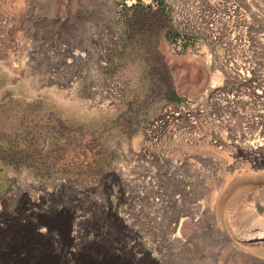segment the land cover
I'll list each match as a JSON object with an SVG mask.
<instances>
[{"label":"rangeland","instance_id":"1","mask_svg":"<svg viewBox=\"0 0 264 264\" xmlns=\"http://www.w3.org/2000/svg\"><path fill=\"white\" fill-rule=\"evenodd\" d=\"M162 5L0 0V207L20 198L0 224L27 196L82 199L109 249L264 264V0Z\"/></svg>","mask_w":264,"mask_h":264},{"label":"flooded vegetation","instance_id":"2","mask_svg":"<svg viewBox=\"0 0 264 264\" xmlns=\"http://www.w3.org/2000/svg\"><path fill=\"white\" fill-rule=\"evenodd\" d=\"M26 199L30 200L27 210L33 211L32 218L12 217L0 224V264L152 263L144 250H134V241L125 249L118 242L111 249L104 247L96 233L100 214L94 209L85 212L82 199L77 203H61L54 196L47 200L37 195ZM19 201L16 195L4 194L0 210L12 211ZM111 217L133 234L117 212L111 211Z\"/></svg>","mask_w":264,"mask_h":264},{"label":"bare ground","instance_id":"3","mask_svg":"<svg viewBox=\"0 0 264 264\" xmlns=\"http://www.w3.org/2000/svg\"><path fill=\"white\" fill-rule=\"evenodd\" d=\"M176 8V7H175ZM171 20L173 25L177 28L178 31H180L181 33L184 31H193L196 32L198 30H202L203 29V25H201V20L200 18H198V16H193L191 13L188 14L187 12L181 11L179 10H175L172 15H171ZM206 28V27H205ZM211 29V28H209ZM208 29V30H209ZM204 30V29H203ZM202 30V31H203ZM207 30V31H208ZM214 34V33H213ZM212 34V36H213ZM209 35V34H208ZM208 37V36H207ZM214 38V37H213ZM211 40V39H210ZM169 115L168 111L164 112V116L163 119H167ZM246 180V179H245ZM245 185V184H244ZM238 187V186H237ZM241 187H243L241 185ZM240 186L236 189H231L230 191V196H231V201L235 200L236 198H238L239 194L243 191V188H241ZM232 188V187H231ZM245 192V191H244ZM242 195V194H241ZM228 199V198H227ZM261 235H259L260 237ZM258 237V238H259ZM259 243V242H258Z\"/></svg>","mask_w":264,"mask_h":264},{"label":"trees","instance_id":"4","mask_svg":"<svg viewBox=\"0 0 264 264\" xmlns=\"http://www.w3.org/2000/svg\"><path fill=\"white\" fill-rule=\"evenodd\" d=\"M149 2L152 3V4H156L157 5V8H159V9H161L163 7L162 0H149ZM136 18H139V17L136 16ZM191 41H192L191 38L185 37L184 40L181 43L180 50L181 49L183 50L188 44L191 43Z\"/></svg>","mask_w":264,"mask_h":264}]
</instances>
